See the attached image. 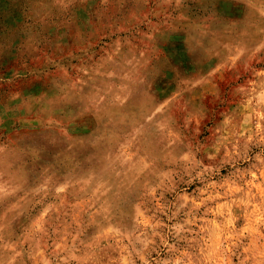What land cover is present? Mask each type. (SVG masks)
<instances>
[{
  "label": "rangeland",
  "instance_id": "rangeland-1",
  "mask_svg": "<svg viewBox=\"0 0 264 264\" xmlns=\"http://www.w3.org/2000/svg\"><path fill=\"white\" fill-rule=\"evenodd\" d=\"M0 264H264V0H0Z\"/></svg>",
  "mask_w": 264,
  "mask_h": 264
}]
</instances>
